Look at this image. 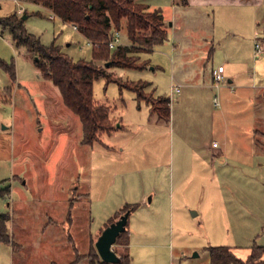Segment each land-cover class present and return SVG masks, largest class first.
<instances>
[{"label":"rangeland","instance_id":"374dc122","mask_svg":"<svg viewBox=\"0 0 264 264\" xmlns=\"http://www.w3.org/2000/svg\"><path fill=\"white\" fill-rule=\"evenodd\" d=\"M140 1L162 11L167 38L142 56L150 60L143 70L96 62L117 80L96 79L94 98L118 122L93 145L81 143L80 118L38 71L34 54L0 24V60L16 72L13 82L0 66V147L11 152L0 158V212L10 215L19 247L0 243V264H88L74 247L89 251V219L97 235L110 225L112 209L128 203L140 205L129 216L132 264H210V247H231L242 259L251 247H264V54L255 52L256 42L264 47V0ZM14 13L29 15L26 28L44 46L93 60L88 39L48 9L0 0V19ZM119 32L128 44L126 31ZM213 64L226 67L220 88ZM139 81L151 84L146 94L171 99L168 119L124 87ZM78 198L71 225L49 223L57 211L66 220L62 209ZM166 209L165 227L146 240L142 222ZM68 230L75 235L69 241Z\"/></svg>","mask_w":264,"mask_h":264},{"label":"trees","instance_id":"16d2710c","mask_svg":"<svg viewBox=\"0 0 264 264\" xmlns=\"http://www.w3.org/2000/svg\"><path fill=\"white\" fill-rule=\"evenodd\" d=\"M27 4H36L48 9L55 17L67 24L77 26L78 31L88 40L99 46L93 47V60L75 61L61 51L53 43L44 46L39 37L28 31L25 21L17 15L11 14L0 19L4 29L9 30L17 46H25L34 54V64L44 78L51 80L58 87L64 104L76 114L83 127L81 143L93 145L101 141L105 135H111L117 128V120L111 117V109L94 98V81L101 77L117 80L106 69L96 64L97 61L109 62L111 66L143 70L150 64V60H143L142 56L153 52L155 46L163 43L167 38L165 19L161 10H150L149 6L140 0H20ZM250 1V0H245ZM188 4V0H182ZM26 16H29L28 14ZM125 30L129 43L118 45L115 49L109 47L112 32ZM106 65V64H105ZM0 66L5 69L13 82L16 81L14 65L0 60ZM149 86L147 82H130L124 87L137 93L139 101L146 100L152 105V110L160 117H170L171 100L165 96L153 97L152 93H145ZM121 127V126H120ZM8 191V189H7ZM1 193V191H0ZM74 201H71V205ZM139 204L124 205L109 221H117L123 214H130L139 208ZM11 217L8 213L0 212V243L8 244L16 250L18 244L14 241L8 229ZM90 224V219H89ZM126 229L117 238L114 251L119 256L116 263H108L101 259L95 243L87 253H81L75 248L77 259H88V264H132V256L128 252L130 231ZM126 247L125 252L118 254L116 247ZM231 247H210V264H264L259 250L264 254L263 246H253L247 259L236 256ZM72 264H76V262Z\"/></svg>","mask_w":264,"mask_h":264},{"label":"crops","instance_id":"0c3cea01","mask_svg":"<svg viewBox=\"0 0 264 264\" xmlns=\"http://www.w3.org/2000/svg\"><path fill=\"white\" fill-rule=\"evenodd\" d=\"M198 1H201V2H205V3H209V2H212L213 0H198ZM190 5V2H189V0H188V4H186V6H189ZM27 18H28V16H27ZM25 21V20H24ZM73 27V26H72ZM76 31V30H75ZM76 32H78V31H76ZM79 33V32H78ZM81 34V33H80ZM82 35V34H81ZM83 36V35H82ZM84 37V36H83ZM85 38V37H84ZM86 39V38H85ZM87 40V39H86ZM123 43V42H122ZM143 60H147V59H144L143 58ZM219 65H222V64H219ZM218 65V66H219ZM225 67V66H224ZM216 68V66L213 64V67H212V70L213 69H215ZM229 76V75H228ZM211 77H212V71H211ZM225 77H226V67H225ZM213 81V80H212ZM229 82L230 83H232L233 82V79L232 78H230L229 77ZM178 85H180L181 86V84L179 83ZM149 86H151V84L149 83ZM148 86V87H149ZM191 86H193V85H191ZM220 87H221V85H219ZM196 88H202V87H206L204 84L203 85H197V86H195ZM215 87V86H214ZM219 87V88H220ZM215 88H217V87H215ZM258 88H260V91L262 92H264V85H260V86H258ZM180 92H181V90H180ZM179 94V93H178ZM176 98L174 99V102H176ZM172 103V102H171ZM214 103V102H213ZM215 106V105H214ZM257 115H256V121H257ZM256 131H258V130H256ZM4 137H5V135H4ZM256 141H255V139H253V143H255ZM214 145V144H213ZM7 150L8 149H6V145H1V147H0V158H2V159H10V157H11V152H7ZM256 150V152H257V149H256V145L254 146V151ZM220 155V154H219ZM81 195V194H80ZM82 196V195H81ZM87 194H85V195H83V197L84 198H87ZM78 200H79V198L78 199H75L74 200V202H73V204L71 205V200L69 199L68 200V203L65 205V209H62L63 210V212L65 213V216H66V220H60L58 217H59V211H57V214H54L52 217H50L49 219L51 220V222H49V223H52V225H55V226H57V224H69V225H71V223H72V221H73V216H72V211L74 210V209H76L77 208V202H78ZM146 203V202H145ZM129 204V203H128ZM131 204V203H130ZM124 205H126V204H119V206H116V207H114L113 209H112V211H111V214H110V216L111 217H113ZM146 205V204H145ZM71 215V216H70ZM167 215H169V213H168V210L166 209L165 210V212L163 211H161L160 212V210H156V211H154V212H151V213H149L148 214V216H146V218L144 219V221L142 222V224H141V226H140V228H141V230H142V232L145 234V236H146V240H150L151 238H155L156 236H158V234H160V229H159V227L161 226V228L163 229L164 227H165V224H166V220H167ZM109 216V217H110ZM49 227V225H46V227L45 228H48ZM71 227V226H70ZM91 224H89V229H90V241L92 242V241H97V239H98V237H99V235H101V233H102V230L97 234V235H95L94 233H92V231H91ZM65 231H66V229H65ZM95 235V236H94ZM75 235H74V233L72 232V231H67V237H68V241L69 240H71V239H74L75 237H74ZM130 237H131V233H130ZM44 243H42V245H43ZM71 244H73V243H71ZM129 246H130V241H129ZM119 247H123V246H118L117 247V251H118V254H120V252H119ZM75 248L76 249H78L79 251H80V245H78V247H77V244H75V247H74V253H75ZM54 262V261H53ZM132 263H133V261H132ZM151 263V261L149 260V262L147 263V264H150Z\"/></svg>","mask_w":264,"mask_h":264},{"label":"water","instance_id":"95a60500","mask_svg":"<svg viewBox=\"0 0 264 264\" xmlns=\"http://www.w3.org/2000/svg\"><path fill=\"white\" fill-rule=\"evenodd\" d=\"M22 19L26 20L27 16L24 15ZM106 66H109V62L106 63ZM193 214L195 215L196 213L194 212ZM129 216L130 212L128 211L117 221L107 226L95 242L98 254L103 261L108 263H116L119 261V256L113 247L116 245L119 235L125 231Z\"/></svg>","mask_w":264,"mask_h":264},{"label":"built area","instance_id":"2783aa9c","mask_svg":"<svg viewBox=\"0 0 264 264\" xmlns=\"http://www.w3.org/2000/svg\"><path fill=\"white\" fill-rule=\"evenodd\" d=\"M23 11H24V9H20L21 13ZM73 28L76 31L78 30L77 26H73ZM87 43H88V45H91V46H99V44H94L90 40H87ZM108 44H109V47L111 49H115L118 45L123 44L119 31L115 30V31L112 32V37L109 40ZM255 52H256V56L257 57H260V55L264 54V47L259 42L255 43ZM212 80H213V83H214L215 87H219V85L222 82L225 81V67H224V65H219L218 67H216L215 69L212 70ZM171 93L173 95H176V94L180 93V85H178V84L177 85H172ZM213 102H214L215 107H219L220 106V103H219V100H218L217 96L214 98ZM214 146H216V143H214Z\"/></svg>","mask_w":264,"mask_h":264}]
</instances>
